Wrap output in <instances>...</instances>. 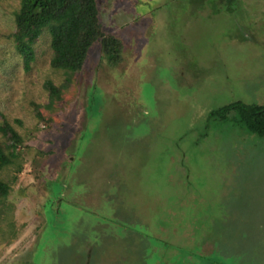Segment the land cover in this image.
I'll use <instances>...</instances> for the list:
<instances>
[{
    "label": "rangeland",
    "instance_id": "obj_1",
    "mask_svg": "<svg viewBox=\"0 0 264 264\" xmlns=\"http://www.w3.org/2000/svg\"><path fill=\"white\" fill-rule=\"evenodd\" d=\"M20 2L0 0V124L25 139L1 172L0 264H86L89 248L90 264H264V136L206 126L264 101V0H98L122 61L95 42L74 73L51 65L49 29L24 70ZM68 77L44 107L45 81Z\"/></svg>",
    "mask_w": 264,
    "mask_h": 264
},
{
    "label": "trees",
    "instance_id": "obj_2",
    "mask_svg": "<svg viewBox=\"0 0 264 264\" xmlns=\"http://www.w3.org/2000/svg\"><path fill=\"white\" fill-rule=\"evenodd\" d=\"M227 3L228 10L238 0H221ZM16 31L13 33L15 48L19 53L26 72L32 68L36 59L35 42L45 29L51 32V48L53 68L66 72H77L84 67L90 48L95 42L100 43L103 56L111 65L122 61L124 43L119 37L107 32L99 17L98 0H21L15 13ZM72 78L57 85L48 79L44 83L49 93V102L44 106L53 109L63 99L64 91L70 86ZM36 116L44 120L40 105L34 104ZM211 121H231L240 123L252 134L264 136V101L247 103L235 100L212 110L207 117L206 126ZM14 123L22 124L20 119ZM0 133L4 136V144L0 142V217L1 204L8 197L11 185L1 178V172L17 162L21 150L25 147L24 137L7 118L0 124ZM92 248L86 253L90 264Z\"/></svg>",
    "mask_w": 264,
    "mask_h": 264
}]
</instances>
